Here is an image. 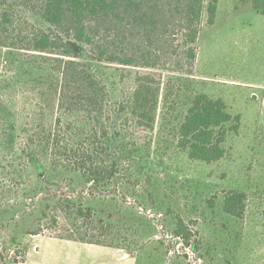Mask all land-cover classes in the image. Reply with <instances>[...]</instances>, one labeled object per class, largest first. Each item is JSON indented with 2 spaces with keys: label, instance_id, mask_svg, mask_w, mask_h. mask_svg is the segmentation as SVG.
<instances>
[{
  "label": "rangeland",
  "instance_id": "1",
  "mask_svg": "<svg viewBox=\"0 0 264 264\" xmlns=\"http://www.w3.org/2000/svg\"><path fill=\"white\" fill-rule=\"evenodd\" d=\"M210 2H205L195 45L188 43L186 23L171 11L174 7L159 1L167 7L162 9L166 23L127 25L121 34L103 31L101 44L116 54V61L85 50L83 65L94 69L112 103L131 98L137 75L155 77L161 92L154 130L134 133L138 144L148 145L133 163L132 193L109 195L102 213L97 208L75 221V227L67 219L70 212L45 202L39 172L31 163L33 142L39 144L52 130L63 141L68 124L74 122L75 130L81 122L61 107L59 57L30 51L27 43L10 45L14 32L36 22L30 8L17 11L12 27L1 28L6 42L0 45L4 257L20 260L44 237H72L122 248L137 264H264V0H219L213 25L208 23ZM189 48L196 49L193 67ZM126 59L134 65L122 64ZM199 94L223 100L241 118L240 130L227 135L225 157L216 163L191 160L178 147L177 130ZM230 191L246 194L240 219L223 210ZM179 222L182 235H176ZM39 258L31 249L27 262Z\"/></svg>",
  "mask_w": 264,
  "mask_h": 264
},
{
  "label": "trees",
  "instance_id": "2",
  "mask_svg": "<svg viewBox=\"0 0 264 264\" xmlns=\"http://www.w3.org/2000/svg\"><path fill=\"white\" fill-rule=\"evenodd\" d=\"M10 1L9 6L6 1L4 4L0 1V45H6L1 38V28L12 27L17 11L30 8L29 15L32 13L36 22H27L23 28L20 24L10 45L13 41L27 43L25 47L30 51L59 57L56 59L60 63L61 107L81 121L75 130L74 122L68 124L63 141L52 130L41 137L39 144L33 142L34 154L31 155V163L42 182L45 202H53L56 211L70 212L67 219L75 227V221L91 215L97 208H101L102 213L106 206L104 198L109 195L125 198L132 193L129 187H135L132 166L148 145L138 144L134 133L154 130L161 92L160 82L155 77L137 75L131 98L120 104L112 103L106 87L94 75V69L83 65L85 50L93 51L101 60L116 61V54L101 44L103 31L110 28L121 34L127 25L135 29L145 24L144 21L151 25L166 23L162 9L167 7L159 1L174 7L171 11L186 23L188 43L195 45L206 0ZM218 1L211 0L207 7L210 25L215 22ZM188 57L193 67L197 58L195 48H189ZM121 63L133 66L134 60H121ZM56 124L60 127L61 120ZM240 126V116L233 115L223 100L199 94L192 100L177 130L178 147L187 150L191 160L216 163L225 157L227 135L238 133ZM75 177L80 180L77 184ZM245 202V193L230 191L224 197L223 210L240 219L245 213ZM182 225L178 223L176 235L183 234ZM60 239L107 246L99 241ZM0 250H3L1 246ZM27 252L20 260L7 259L0 252V261L21 264Z\"/></svg>",
  "mask_w": 264,
  "mask_h": 264
},
{
  "label": "crops",
  "instance_id": "3",
  "mask_svg": "<svg viewBox=\"0 0 264 264\" xmlns=\"http://www.w3.org/2000/svg\"><path fill=\"white\" fill-rule=\"evenodd\" d=\"M29 247L21 264H28L31 249L40 255L32 264H137L135 256L122 248H113L55 237H44ZM110 260V261H109ZM109 262V263H108Z\"/></svg>",
  "mask_w": 264,
  "mask_h": 264
}]
</instances>
